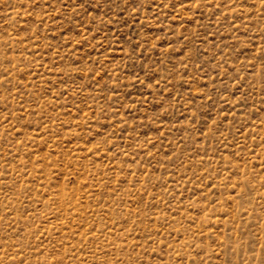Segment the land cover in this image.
Masks as SVG:
<instances>
[{
    "label": "rangeland",
    "instance_id": "374dc122",
    "mask_svg": "<svg viewBox=\"0 0 264 264\" xmlns=\"http://www.w3.org/2000/svg\"><path fill=\"white\" fill-rule=\"evenodd\" d=\"M0 264H264V0H0Z\"/></svg>",
    "mask_w": 264,
    "mask_h": 264
}]
</instances>
